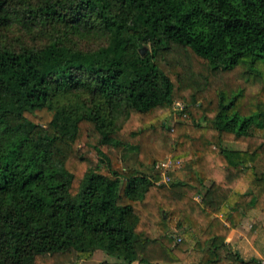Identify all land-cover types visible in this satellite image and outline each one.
Returning <instances> with one entry per match:
<instances>
[{"label":"trees","instance_id":"obj_1","mask_svg":"<svg viewBox=\"0 0 264 264\" xmlns=\"http://www.w3.org/2000/svg\"><path fill=\"white\" fill-rule=\"evenodd\" d=\"M256 209L264 0H0V264H263L214 218Z\"/></svg>","mask_w":264,"mask_h":264},{"label":"rangeland","instance_id":"obj_2","mask_svg":"<svg viewBox=\"0 0 264 264\" xmlns=\"http://www.w3.org/2000/svg\"><path fill=\"white\" fill-rule=\"evenodd\" d=\"M31 43H39L41 40L34 37H26ZM177 106V105H176ZM168 124L174 125L177 122V116L175 114L166 118ZM137 158V150L134 148H129L122 154V165L125 169H130L135 165V161ZM167 158H172V154L168 155ZM164 161V160H162ZM179 162V165L176 163V168L169 172V176L171 173L176 171L183 170L184 166L180 160H173V162ZM181 169V170H180ZM176 173H174L175 175ZM171 180L169 181L168 186L172 182H174L175 177L171 176ZM162 181H159V183ZM209 185V183L207 184ZM205 190V189H204ZM198 201L201 200L199 196L196 197ZM214 215L212 214L211 217ZM218 216V215H217ZM167 217V216H166ZM217 220H222L227 226L231 228V231L228 236V241L231 242L232 246L236 251H241L244 255H258L262 258L264 264V212L256 209L251 212L240 217V223H237V220L227 221L220 215L216 218V214L214 216ZM187 228L191 229L190 222H188L184 228H177L173 224L170 226V233L176 238L178 241L185 242L186 244H190V239L187 234H185L184 230ZM257 231L256 234V243L252 241L251 232ZM192 242V241H191ZM260 246V247H259ZM68 256H52L48 258H41L38 260L37 264H70L69 260H66ZM103 262H110L111 264L118 263L117 259H113L108 257L103 252H97L94 256L89 259H81L76 264H103Z\"/></svg>","mask_w":264,"mask_h":264},{"label":"built area","instance_id":"obj_3","mask_svg":"<svg viewBox=\"0 0 264 264\" xmlns=\"http://www.w3.org/2000/svg\"><path fill=\"white\" fill-rule=\"evenodd\" d=\"M177 107L180 109H183L184 105L180 102L176 103ZM176 163L179 165V162H173L172 158H166L164 161L159 162L156 165V170L161 173L163 176V180L161 183H164L166 185L169 184V181L171 180V176H169V172L171 170H174L176 168Z\"/></svg>","mask_w":264,"mask_h":264},{"label":"water","instance_id":"obj_4","mask_svg":"<svg viewBox=\"0 0 264 264\" xmlns=\"http://www.w3.org/2000/svg\"><path fill=\"white\" fill-rule=\"evenodd\" d=\"M141 52H142V54L144 55L145 53H147V49H146V48H142V49H141Z\"/></svg>","mask_w":264,"mask_h":264},{"label":"crops","instance_id":"obj_5","mask_svg":"<svg viewBox=\"0 0 264 264\" xmlns=\"http://www.w3.org/2000/svg\"><path fill=\"white\" fill-rule=\"evenodd\" d=\"M230 242V241H229ZM231 243V242H230Z\"/></svg>","mask_w":264,"mask_h":264}]
</instances>
